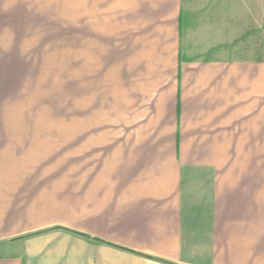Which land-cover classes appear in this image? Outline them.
I'll return each mask as SVG.
<instances>
[{
    "label": "crops",
    "instance_id": "crops-1",
    "mask_svg": "<svg viewBox=\"0 0 264 264\" xmlns=\"http://www.w3.org/2000/svg\"><path fill=\"white\" fill-rule=\"evenodd\" d=\"M193 6L79 0L78 137H0V264H264V0Z\"/></svg>",
    "mask_w": 264,
    "mask_h": 264
},
{
    "label": "rangeland",
    "instance_id": "rangeland-1",
    "mask_svg": "<svg viewBox=\"0 0 264 264\" xmlns=\"http://www.w3.org/2000/svg\"><path fill=\"white\" fill-rule=\"evenodd\" d=\"M82 35L79 0H0V137H78Z\"/></svg>",
    "mask_w": 264,
    "mask_h": 264
}]
</instances>
